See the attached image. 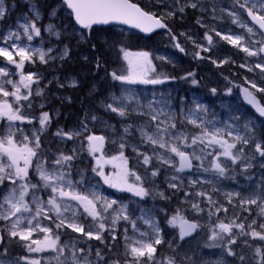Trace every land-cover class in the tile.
<instances>
[{
  "label": "rangeland",
  "instance_id": "374dc122",
  "mask_svg": "<svg viewBox=\"0 0 264 264\" xmlns=\"http://www.w3.org/2000/svg\"><path fill=\"white\" fill-rule=\"evenodd\" d=\"M203 2L208 4V11L210 14L208 16L209 19L205 20L202 24L205 29L204 35H189L186 37L187 40L193 43L198 51L202 52L199 54V57H203L209 63L218 66L226 60V56L216 52V56L213 58L211 55H208L207 53L212 52L211 48L213 45H233L238 47L239 50L243 51L246 55H249L248 52L243 50V48L247 47L250 51L256 53V55L249 56L253 58L252 62L256 69L264 74V51H261V48H264L262 35L247 18L245 19L243 17L247 9H253L254 13L257 15H264V0H190V4L195 3L199 8H201L199 6L200 3ZM0 7H3L4 9L3 0L2 3H0ZM31 11L34 15V11ZM29 21H31V19H29ZM26 23L28 22L19 20L17 21V27H8L0 33V48H4L6 51L10 52L18 64L20 63V57L17 52L20 48L25 49V51L30 54V59L25 60L23 65L25 63L34 62L45 63L49 60L58 61L64 56L63 47H56L53 44L50 45L48 44V40L45 43L41 35L36 36L33 34L32 40H29L22 27V25ZM48 26L44 27L43 33L47 34L48 37L53 38L54 34L52 31L48 30ZM248 28H252L253 31L251 33L248 32ZM206 33L212 37L211 44H209L205 37ZM217 33H219V35H217ZM225 36H231L233 38L242 37V40L239 45H234L230 43L229 40L223 39ZM35 37L37 38L36 40ZM13 45L16 47H13ZM49 49H51V51H49ZM204 49H207V51ZM40 52L46 53L45 62H41L39 55ZM140 53L142 52L136 51L129 53L130 55L127 59L128 64L129 60H131L133 65L138 67V71L146 73V76L144 77L145 79H163L164 76L155 74L152 63L149 64L148 60L151 61L152 56L170 60L172 58L171 53L158 51L148 52L149 55L147 59L138 55ZM2 57L7 59L3 55ZM257 65H261L262 67H257ZM0 68L5 70L4 73H0V85H2L4 90L9 93L15 92L18 87L19 92L17 95L21 97V99L17 100L15 96L9 95L5 97L3 93H0V103L7 101L12 105L13 109L18 108L20 113L26 117L24 120L11 122L8 121L6 117H0V137H6L9 133V129H11V131L15 133L14 140L17 147L22 148L23 145L27 143L29 147L36 149L35 138L39 136L43 130L40 125L41 115L45 112L48 113L49 122L54 118L55 110L52 101L50 99L47 103L44 101V89L42 88L41 91L35 89L33 85L34 79L27 88L24 87V84L21 83V75L27 77L31 74L30 72H23L20 68H18V71H9L6 67L1 65ZM243 68L250 70L248 67ZM9 81L12 83H9ZM60 81L65 84H73V80L66 77H63ZM246 84L250 91L255 94L260 92L264 98V91L259 90L264 89V81L259 82L256 79H253L247 81ZM252 84H255L256 88H253ZM168 87L169 84L165 82L152 84L141 83L139 81L135 83L122 81L118 89L111 92L107 100L103 102L102 106L106 111H111V109L106 106L108 104H113L115 107H124L126 112H132L141 115L144 118L142 122L130 124V128L128 127L127 131H125L126 128L122 129L123 134L136 133L141 139L138 143L127 140L123 134L120 136L112 134L111 136L110 134L90 132L84 126H75L63 132L71 133V138L61 135L64 137L62 139V147H66L69 150V153L61 154L87 161V156H93V153L89 152L90 143L87 139V137L91 135L103 136L104 142L112 141L117 143L119 147L123 144V148H127L131 152L127 153L129 159H126V167L128 169L126 179L128 184H138L147 190L148 195L151 193L159 197L163 196L161 193L164 194L163 186L170 187L171 184H176L177 187H180L187 185L190 190L185 188V193L190 192L197 197L200 196V200L206 202L209 206H212L209 211L208 207H206L207 210L202 212V208L200 207L199 202L195 200L194 196L188 199L190 208L194 213L199 215V218L196 219V224L200 223L209 229L207 244L205 245L206 249H199L196 253L195 260L197 263L233 264L228 258V256L231 255H229L228 252H224L223 249L219 247L222 239H217L215 242L209 240L213 230L217 232L220 231L217 227L218 223L216 222L212 224L209 215L212 216L213 206L217 203V198L220 194L223 201L226 200L227 202H233L234 200L239 207L250 213L248 224L253 223L257 215L264 217V212L261 211V209L264 208V157L255 150V145L257 143L261 144V142L256 139V141L253 142L251 151L246 152L241 146L243 144L239 141H235L237 148L233 149V154H238L240 148H243L244 151L241 159L237 160L236 163H232L230 158L219 155V153L223 151L219 144H209L208 138H205L203 142L197 140L196 143H193V138L200 136L205 128L209 132H213L217 128H222L225 129L223 139L227 140L229 143L234 142L233 137L237 133L241 136H248L251 139L249 135L251 132H247L244 126L245 124H248L253 130L254 127L259 125V122H257L254 115L249 117L248 115L243 116L239 114L244 107V103L239 99L237 92L232 93L230 98L223 100L214 98L213 103H210L195 89V84L192 83V79L190 78L188 79V85L184 87L177 86L174 87V89H169ZM25 96L28 98L23 99ZM31 96L41 98V100L34 99L35 108L39 110L37 114L30 113L31 105L27 100ZM213 96V92L211 91L208 97L212 99ZM113 97L118 99L114 100ZM128 97H131V99H128ZM238 101L241 102L240 106L235 103ZM149 105H151V107H149ZM197 105L202 106V108L198 109ZM26 108H28V110H26ZM44 108H46V110H43ZM153 116H156L157 119L153 120ZM177 118H183L187 124L192 125L197 128V130L188 133L180 131L176 124ZM190 120H195L196 123H190ZM172 124H175L176 127L171 128L170 125ZM201 124H203V128L198 126ZM157 125L160 126L161 130L167 129V132L162 133L166 142L170 145H177L181 151L188 152L193 163L191 172H178L176 170L179 165L178 156L171 153L167 148H160L159 145L151 144V142L146 141L141 135L140 130L143 129L145 132L159 139ZM228 131H231L233 136H228ZM177 135L182 136L183 143L174 139ZM25 136L28 137V141L24 140ZM97 146L100 145L97 143ZM145 155L150 157L148 164L144 163ZM58 156L59 155H56L54 159L49 160L48 164L45 161L35 158V156L32 157L31 164L28 168V182L37 185V188H29V192L25 196V200L29 202V206L32 209L31 215L35 214V205L31 203L33 193L36 197L45 202V206L46 201L52 195L51 187H44L43 181H41L37 170L38 165H43L44 169L49 173L56 171L57 174L60 172L65 174V182H72L71 189H69L67 183H65L64 187L66 191L73 190L81 195L88 196L89 199L95 201L99 215L94 219L93 216L85 211L84 207L80 205L78 201L71 200L68 197L64 198V200L71 205L70 210L65 212L64 216L71 217L72 213L75 212V222L79 227L83 228L84 234L92 232V238H95L96 234L101 236L99 224L103 223L105 224L104 231L111 233L112 238L117 232L123 236L125 246L130 251V254L131 246L142 247L141 244L136 243L137 241L154 244L155 233L153 226H158L153 208L149 205L144 206L145 204H148L146 201L148 195L141 197L135 195L133 192L112 187L110 184L105 183L104 177L99 174L100 171H103L104 176H108L114 181H118L119 177L117 176V173L122 172L123 169V162L121 160H112V163L108 165L109 168L105 167L106 164H98L97 167H95V169H97L96 171H93L94 168L90 169V173L82 171L78 178V182H75V180L69 176L68 163L62 166L54 163ZM114 156L116 155L112 154V157ZM157 156L170 158L172 163L165 164L162 160L157 159ZM196 157H199V159ZM214 159L221 163L222 167L226 168L223 176L219 175V173L212 168V162ZM0 162L5 165L10 163L7 156L4 154H0ZM245 164H249L250 167L245 168ZM20 165L23 167V161L20 162ZM118 165L120 167H118ZM235 165H237L239 169L250 170L248 172L240 171L241 182L237 179H231L234 178L233 176L235 173L232 169H234ZM110 168H112V170H110ZM160 170H163V172H160ZM12 171H14V169H12ZM153 171H156L157 173L155 176L152 175ZM31 174L39 180L38 183L30 178ZM136 176L141 177V179L137 181ZM173 177H175V179H173ZM21 183V181L17 180L16 184L13 185L11 180L6 179L0 184V197H2L11 187H16L19 190V185ZM200 193H203L204 195H200ZM229 194L233 195L229 196ZM97 197L99 199H96ZM57 198L59 200L58 194ZM251 199H256L257 203H242L243 200ZM112 201H115V203L112 204L111 208H107V211H105L104 209L107 207V204ZM193 205H197L198 208H194ZM249 206L254 207L251 209ZM121 209L124 211L121 212ZM22 215L24 219L17 231L27 232V220L31 219V215L29 213H23ZM123 215H127L129 219H123ZM49 216L51 218L47 219L44 218L42 214L41 217L38 218L41 227L49 228L46 223L47 221L55 227L60 223V220L56 218L54 213H49ZM117 216H121V218L116 219L115 224H113V218ZM146 221H150L151 223H146ZM71 222H73L71 219L67 221V223ZM67 223L61 227L68 228ZM225 224L235 226V224H241V221L237 222L235 218H232ZM34 226L35 224L33 227ZM0 228L9 234L11 230V221L0 219ZM68 229L74 231L71 228ZM45 235V233L36 230L33 231L32 236L28 240H22L20 236H16L26 247L24 257L8 258L3 256L0 252V264H31V261L33 260L39 261V264H58L57 256L59 254L53 249L43 248L39 252L29 251V246L32 248L37 247L32 241L38 240L43 243L45 241ZM47 235H49L50 238L55 239L51 232ZM222 235L228 240L233 237L231 233H222ZM57 244L65 247V251L63 255L59 256V259L65 261L66 264H71V256L74 251L76 252L77 259L81 261L82 264L85 262V258H87V264H95L96 262L91 249L88 247L78 245L76 242L66 239L64 241L58 240ZM73 244L75 245L74 248ZM143 257L149 261H153L154 264H163L154 256V253L153 259L151 260L148 258L147 254Z\"/></svg>",
  "mask_w": 264,
  "mask_h": 264
},
{
  "label": "trees",
  "instance_id": "16d2710c",
  "mask_svg": "<svg viewBox=\"0 0 264 264\" xmlns=\"http://www.w3.org/2000/svg\"><path fill=\"white\" fill-rule=\"evenodd\" d=\"M60 1L4 0V15L0 19V25L4 29L8 25L15 26L19 19L35 20L30 8L38 10L41 17L35 22L44 41L46 36L42 33V26L53 25L52 31L59 32V36L54 35L52 38L53 45L64 49L65 47L68 48V56L59 61H53L46 65L36 62L22 67L24 72L32 71L35 79L42 78L44 99L48 95L45 92L47 71L51 70L58 77L52 79L50 87V97L56 114L53 121L40 133L39 147L35 149L36 157L46 163L54 159L55 155L69 153L66 147H62V141L59 139L62 137L57 135L58 132L81 125L90 132L120 136L123 134V128H128L130 123L142 119L141 116L131 113L120 116L116 112L105 111L102 107V103L107 100L108 95L116 91L122 82L113 79L112 73L126 75L128 72V62L125 59L126 52L158 51L171 53L172 58L170 60L152 57L151 61L155 74L164 76L163 79H157L168 83L169 89H174L178 85H188V79L178 81L179 74L185 76V74L191 73L193 79L197 81V89L207 98H209L208 95L212 89L216 90L215 92L212 91L215 97L220 96L223 91H228L230 98L232 93L245 84V81L255 78L260 82L263 81L252 63V57L245 55L237 47L232 45L220 46V52L226 55L227 60L222 65L213 68L211 65H207L208 62L205 58L196 55V53L202 52L198 51L192 42L181 35L183 33H190L195 36L204 35L205 29L202 24L209 19L208 16L210 15L206 2L200 3L201 8H192L190 0H131L143 9L161 15L166 25L165 28L153 35L143 37L136 32L111 26L85 28L77 34L71 16L66 13ZM181 7L184 9L183 12L179 11ZM169 12L173 14L168 16ZM173 36L176 39H173ZM177 43L184 51H180L176 47ZM212 48L215 51L218 49L216 46ZM16 64L18 63L14 64L0 56V65H6L10 70H13L17 67ZM242 66L248 67L250 70H246ZM207 68H209L210 73H206ZM62 77L72 78L75 84H62L59 81ZM28 102L34 105L33 98H29ZM30 111L36 113L35 110ZM251 113L250 109H245L243 114ZM93 117L96 119L94 120ZM258 121L259 125L253 131V137L262 143L264 140V120L259 119ZM176 124L181 131L195 130L182 119H177ZM123 135L135 143L141 141L136 134ZM247 147L248 145L245 146V148ZM121 152H123L125 159H129L127 153H131L130 150L122 149L112 141H106L102 147H98V150L93 152V156H87V161L78 158L69 161V175L76 181L82 171L90 173L91 168L97 167V161H100L99 164H106L105 167L109 168L108 165L112 163V154L120 155ZM30 178L37 183L39 181L33 174L30 175ZM185 188L190 190L187 185L176 188L165 186L162 197H157L151 193L147 196L148 201L154 207L160 237L163 240L162 244L155 245L154 256L163 264H167L166 258H174L175 264H198L194 260L197 250L206 249L205 245L208 238L206 226H201L190 238L181 239L178 233V222L176 224L169 223L177 214L186 218L196 217L188 202L192 196L199 202L202 212L207 210L206 207H208V211L212 207L200 200V197L190 192L185 193ZM230 211L231 216H229ZM242 214H244L243 210L236 204L227 203L218 195L217 203L213 206L212 216L209 215V218L212 224L216 222L218 224L221 222L228 223L232 218L238 220ZM47 223L52 235L54 237L59 236V240L75 241L78 245L91 249L96 264H154L153 261H149L145 257L131 256L125 246L124 238L119 233L112 238L110 233L103 230L101 239L98 240L86 237L84 234L74 232L66 227L57 228L49 221ZM232 227H234L231 231V234L234 235L232 240H235V243L229 244L224 239L220 246L224 252H228L227 249L231 248L234 254L228 257L232 263L264 264V240L260 238L255 241L250 238L242 240L239 237L238 228L234 225ZM257 248L261 250L259 254L256 252ZM0 251L8 258H21L24 257L26 248L20 239L4 233ZM97 251L100 252L103 259L97 257Z\"/></svg>",
  "mask_w": 264,
  "mask_h": 264
},
{
  "label": "snow or ice",
  "instance_id": "6c2138e0",
  "mask_svg": "<svg viewBox=\"0 0 264 264\" xmlns=\"http://www.w3.org/2000/svg\"><path fill=\"white\" fill-rule=\"evenodd\" d=\"M68 7L72 9L73 13L75 14V20L76 22L81 25L83 28H90L93 24H107L109 21H120L122 23L126 24H133L137 28H141L145 32H151L154 28H165L166 25L162 22L161 18H157L156 16L147 13L143 11L138 5L132 4L129 2V0H65ZM0 3H2V0H0ZM192 8H196L197 5L195 3H192L190 5ZM243 7V5H242ZM35 20H38L40 18V14L38 10L33 9ZM179 11L183 12L184 9L181 7ZM173 13L169 12L168 16H171ZM4 15V9L3 7H0V17ZM248 15L252 17V20L255 21L257 24H259L260 29H264V15H256L254 14L253 9H248ZM35 20H31L28 23L22 25L24 29L25 35H27V38L29 40H32L33 34L36 36L40 35V29L37 27ZM54 28L53 25L48 26V30L52 31ZM252 28H248V32H252ZM54 35L59 36V32H53ZM183 35V34H181ZM219 35V33H217ZM206 39L208 40L209 44L212 43V37L205 34ZM173 39H176V37H172ZM223 39L229 40L230 43L234 45H239L240 41L242 40V37H236L233 38L231 36H225ZM13 47H16L13 45ZM176 47L180 49V51H184V49L180 46L179 43L176 44ZM207 51V49H204ZM245 52H248L249 55H256L255 52L250 51L247 47L243 48ZM51 51V49H49ZM261 51H264V48H261ZM17 54L20 57V63L16 64L18 68H21L23 66V62L27 59H30V54L25 51V49L20 48L18 49ZM0 55L5 56L9 61L12 63H16L15 60H13L12 54L4 48H0ZM40 60L41 62H45V55L46 53L40 52ZM63 55L66 57L68 56V48L65 47ZM129 53H125V59H128ZM138 55L143 56L145 59L148 58V53H140ZM197 56H199V53H196ZM63 58V57H62ZM148 63L150 64L151 61L148 60ZM257 67H262L261 65H257ZM5 70L3 68H0V73H4ZM6 74V73H5ZM189 76L192 74L189 73ZM113 79L128 82V83H135L137 81L141 83H152L157 84L161 83L162 81L159 79L150 80L145 79L146 73L138 71V67L136 65H133L132 61L129 60L128 64V74L127 75H117L115 72L112 73ZM167 79V77H165ZM33 76L29 74L27 77L21 75V83L24 84V87H28L29 84L32 82ZM26 81V82H25ZM197 81L195 79L192 80V83L195 84ZM9 83H12L9 81ZM73 84H75V81H73ZM253 88H256L255 84H252ZM260 91H264V89H259ZM213 92H215V89H212ZM230 91V89H229ZM246 94V99L249 100L250 103H252L256 108L257 111L264 116V107L259 106V104L256 102L255 97L252 95V93L248 92L247 89L243 90ZM19 92V88H16L15 92L9 93L4 90L3 86L0 85V93H3L5 97L12 95L15 96L17 100L21 99L17 93ZM28 97L25 96L23 99H27ZM113 99H118L116 97H113ZM128 99H131V97H128ZM107 108L111 109V111L118 113L120 116L127 115V112L125 111L124 107H115L113 104H108L106 106ZM151 107V105H149ZM197 108H202V106L197 105ZM0 117H6L8 121H17V120H24L26 117H24L20 110L13 109L12 105L9 104L7 101H4L0 103ZM95 120L96 117H93ZM153 120H156L157 117L153 116ZM49 122V114L43 113L40 117V125L41 129L46 127L47 123ZM190 123L195 124V120H190ZM203 128V124L198 125ZM171 128H175V124L170 125ZM245 130L247 132H252V128L249 127L248 124H245ZM127 131V128L125 129ZM141 135L146 139V141L151 142L153 145H159L160 148H167L171 153H174L176 156L180 158L179 168L176 170L183 171L186 168H191L192 163L190 157L183 151L180 150V148L175 144H169L165 141L163 132H167V129H160V126L157 125V133L159 134V139L155 138L153 135L145 132L143 129L140 130ZM225 134V129L217 128L213 132H209L206 128L202 131L200 136L193 138V143H196L197 140H200L203 142L205 138H208L209 144H219L223 151L219 153V155H222L224 157L230 158L232 163H236L237 160L241 159V156L243 154L244 149L240 148L238 150V154H233V149L237 148V144L235 141H239L242 144H249L250 138L248 136H241L238 133L233 137L232 143H229L227 140L223 139V136ZM57 135H64L71 138V133H63L58 132ZM228 136H233V133L231 131L227 132ZM15 133L9 129V133L6 137H0V154H4L7 156L8 163L7 165L0 162V184H2L6 179L11 180L13 185L16 184V181L19 180L22 183L19 185V190L16 187H11L6 193L3 194L2 197H0V219H3L5 221H11V230L9 232L10 236L16 237L20 236L22 240H28L31 236L33 231L39 230L43 233H45V241L42 243L38 240H33L32 243L36 244L37 247L32 248L29 246V251L32 252H39L43 248H50L59 254L57 256L58 264H66L65 261H61L59 259L60 255H63L65 251V247L59 246L57 244V241L59 240V236H57L55 239L50 238L48 233L51 232L50 228L47 227H41L39 223V217L43 214L44 218L50 219L49 213H54L56 218L60 220V223L56 225L57 228L63 226L69 219H71L73 222L67 223V227L73 229L76 232H83V228L79 227L77 223L75 222V212L72 213L71 217H65L64 213L68 212L71 208V205H69L64 198L68 197L71 200L78 201L80 205H82L86 212H88L93 218L95 219L99 213L96 209L95 201L93 199H89L88 196L81 195L78 192H75L73 190H65V183H67V186L69 189L72 188V182L66 181L65 182V174L63 172H60L59 174L56 173V171H53L52 173H49L46 171L43 167V165H38L37 170L39 172V176L41 181H43L44 187L48 188L51 187L52 195L49 197V199L45 202L40 200L38 197L35 196L33 193L32 201L31 203L35 205V214H32V209L29 206V202L25 200V196L29 192V188L36 189L37 185L30 184L28 182V168L31 164L32 157L36 156V151L29 147L27 143L23 145L22 148L17 147L15 140H14ZM90 147L89 152L93 153L98 150L97 143L102 146L104 142L103 136H88L87 137ZM175 140H179L181 143H183V138L181 135H177L174 137ZM25 141H28V137H24ZM36 140V148L39 147V137L37 136L35 138ZM7 145V146H6ZM124 145H121V148L123 149ZM255 150L258 152L262 157H264V148H262L260 143H257L255 145ZM199 159V157H196ZM73 159L72 156L60 154L56 161L54 162L56 165H64L67 164L69 161ZM157 159L162 160L163 163L169 164L172 163L170 158H164L163 156H157ZM112 160H121L123 162V169L122 172L117 173V176L119 177L118 181H114L108 176H104L103 171H100L99 174L104 177V181L107 184H110L112 187L124 189L130 192H133L137 196H146L148 195L147 190L138 185V184H128L127 182V175H128V169L126 167L127 160L123 157V152L120 153L119 156L112 157ZM23 161V167H21L20 162ZM150 161V157L145 155L144 156V163L148 164ZM99 164L100 161H97ZM118 167H120L118 165ZM250 167L249 164H245V168ZM212 168L216 170L219 175L223 176L225 174L226 168L221 166V163L217 162L216 159L212 162ZM14 169V171H12ZM97 169H93V171H96ZM157 173L156 171H153L152 175L155 176ZM134 175V173H133ZM141 177L136 176V180L139 181ZM175 179V177H173ZM194 183V182H193ZM170 187L176 188V184H171ZM57 194L59 197V200L57 198ZM161 195H163L161 193ZM200 195H204L203 193H200ZM233 194H229L231 196ZM238 195V194H235ZM96 199H99L98 197ZM115 201L109 202L107 204V207L104 209L107 211V208H111L112 204H114ZM242 203H250V204H256V199L251 200H243ZM194 208H198L197 205H193ZM124 210L121 209V212ZM219 211V209H217ZM262 212H264V208L261 209ZM23 213H29L31 215V219L27 220L28 230L27 232L23 231H17V229L20 227L22 220L24 219ZM121 218V216H117L113 218V224H115L116 219ZM123 219L127 220L129 217L127 215L122 216ZM179 221L180 223V238L183 239L185 236L190 235L193 231H195L198 227V224L196 223H190L183 219V217L179 216L177 214L174 216L169 223L170 224H176ZM146 223H151L150 221H146ZM234 223V222H233ZM35 226L33 227V225ZM219 228V232L213 230L211 233V236L209 237V240L212 242H215L217 239H223L222 233H231L232 231V225L225 224L223 222L219 223L217 225ZM235 227L240 228L243 230L244 225L242 224H235ZM261 228H264V225H261ZM105 229V224L101 223L99 224V230L103 231ZM154 233H155V239L154 244L160 245L163 243L162 238L160 237V229L158 227L153 226ZM88 237H92V232L85 233ZM143 235V234H142ZM251 235L253 237H260L261 240H264V235H262L260 232H257L253 230L251 232ZM96 239H101V236L99 234L95 235ZM137 244H141L142 247H134L131 246V254L135 257H141L147 254L148 258L151 260L153 259V253H155L156 248L154 247L153 243H143L141 241H137ZM235 243V240H230L229 244ZM75 245L73 244V248ZM146 250V251H145ZM82 251V250H80ZM229 255H233L231 248L227 249ZM257 254L261 252L259 248L256 249ZM97 257L100 259H103V257L100 256V252L97 251L96 253ZM167 264H175L174 258H166ZM31 264H39V261L33 260L31 261ZM71 264H82L81 261H79L76 257V252L74 251L71 256ZM83 264H87V258H85V262Z\"/></svg>",
  "mask_w": 264,
  "mask_h": 264
},
{
  "label": "water",
  "instance_id": "95a60500",
  "mask_svg": "<svg viewBox=\"0 0 264 264\" xmlns=\"http://www.w3.org/2000/svg\"><path fill=\"white\" fill-rule=\"evenodd\" d=\"M63 2L66 4V7H67V10L69 11V12H71V14H72V20H73V22L75 23V25L77 26V27H79V28H83L81 25H79L77 22H76V20H75V14L73 13V11H72V9L71 8H69L68 7V5H67V3L65 2V0H63ZM130 3H132V4H136V3H133V2H131V1H129ZM137 5V4H136ZM144 11V10H143ZM147 13H149V12H147ZM150 14H152V13H150ZM152 15H154V14H152ZM247 15H248V11H247ZM154 16H156V15H154ZM157 18H159L158 16H156ZM248 17L250 18V20L260 29V27H259V24H257L255 21H253L252 20V17H250L249 15H248ZM108 25H121V26H124V27H127V28H130V29H134V30H136L137 32H139V33H141V34H143V35H145V36H148V35H150V34H152V33H154L155 31H157L158 29H160V28H154L151 32H145V31H143L141 28H137V27H135L133 24H126V23H122V22H120V21H109L107 24H103V23H100V24H93L92 26H108ZM262 32H263V34H264V29H260ZM244 89H246V88H241L240 89V96L242 97V98H244L246 101H247V103H248V105L252 108V109H254L255 111H256V113L259 115V116H262L258 111H257V108L252 104V103H250L249 102V100L248 99H246V94H245V92L243 91ZM248 90V89H247ZM249 92V91H248ZM254 96V95H253ZM255 97V96H254ZM255 99H256V102L259 104V102H258V99L255 97ZM260 106V105H259ZM262 107V106H261ZM183 171H190V168H186V169H184ZM1 242H2V237H1V234H0V246H1Z\"/></svg>",
  "mask_w": 264,
  "mask_h": 264
},
{
  "label": "flooded vegetation",
  "instance_id": "af4514ba",
  "mask_svg": "<svg viewBox=\"0 0 264 264\" xmlns=\"http://www.w3.org/2000/svg\"><path fill=\"white\" fill-rule=\"evenodd\" d=\"M50 80H51V74L48 75V81H50Z\"/></svg>",
  "mask_w": 264,
  "mask_h": 264
},
{
  "label": "bare ground",
  "instance_id": "6f19581e",
  "mask_svg": "<svg viewBox=\"0 0 264 264\" xmlns=\"http://www.w3.org/2000/svg\"><path fill=\"white\" fill-rule=\"evenodd\" d=\"M161 16V15H160ZM49 68V67H48ZM164 213V212H163ZM172 233V232H171Z\"/></svg>",
  "mask_w": 264,
  "mask_h": 264
}]
</instances>
